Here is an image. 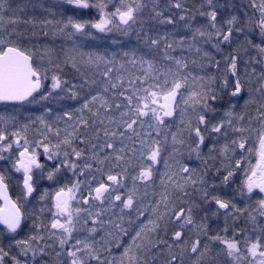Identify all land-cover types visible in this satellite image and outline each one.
Instances as JSON below:
<instances>
[{"label":"snow or ice","instance_id":"6c2138e0","mask_svg":"<svg viewBox=\"0 0 264 264\" xmlns=\"http://www.w3.org/2000/svg\"><path fill=\"white\" fill-rule=\"evenodd\" d=\"M63 4L70 6L72 9H96L99 14L98 20H81L76 14L68 15L66 19L57 21L56 31L54 35H60L66 42H72V47L64 49L61 47V55L56 54L55 48H45L40 53L41 60L45 56L48 57L49 64L55 69H61L60 60H63L64 66H70L81 77V82H70L62 79L60 75L53 74L51 76L50 90L42 92L44 80L48 79V69L41 73L40 68L35 64L36 51L21 47L24 43V30L31 31L32 35H36V29L39 27L43 36L49 35L48 28L52 21L48 19L37 20L35 17L22 18L16 13L9 15L11 8V0H0V103H23L36 102V96L39 95L41 101H47L52 97V94L57 90L65 92L71 99H82L83 103L74 112L65 111L63 115L56 114L54 119L49 120L52 109L45 107L43 114L30 119L29 123L17 126L9 133L7 125L15 121V117L10 120H5L0 117V160L6 157L2 155L5 152L12 150L13 144L16 145L19 151L18 158L13 163V168L16 172L23 171V199L27 200L34 191V173L33 169L41 170L43 176L44 165L37 160V148L43 147V152L48 160L59 158L61 145L72 148V154L76 160H71L70 154L67 151L63 152L64 159L61 163L47 172L46 178L50 181L55 180L61 169H70L73 175H85L88 172L99 173L101 181L92 187L91 181L96 177L93 175L88 181V196H81L84 205H89L87 208H72L71 202L77 200L76 192L81 189L84 181L77 180L72 183L71 187H61L55 193L54 208L52 212L50 238L58 240L60 251L56 253L57 257L62 254L66 255V260L62 264H184L185 256H194L192 264H215L217 256L225 258V264H240L242 261H247V264H264V224L259 222L258 218H264V199H259L256 205L247 212L248 223L252 225L251 230L247 227L236 229V221L238 220L237 213L243 215L245 209H238L235 204L223 200L218 196H213L212 200L218 206V209L226 210V219L231 217L233 224L231 229L226 223V226L214 235H210L206 230V225H196L192 216L193 209L189 207L185 210L181 207L178 211L173 206L169 209V204H172L173 196L176 193L187 195L186 188L188 185L196 186L198 184H206L203 176L196 178V170L190 169L187 166H181L180 172L184 175L180 177L183 183L176 179L177 173L171 171L161 174L160 186L163 191L149 212L146 223H140L135 228L134 235H131L130 229L135 225L139 217L145 215L149 211L147 207L140 205V197L138 196V188L136 181L149 182L153 178V165L158 162L161 152L165 149L168 141V132L171 125L167 123L166 118H172L179 112V124L177 130L171 132V147L172 151L176 152V145H184L185 139L183 132L185 129L189 131L191 137L194 132L196 141L190 147V153L195 152L197 157H200L201 145L205 142V132L216 140L214 134H223L227 136L225 131V120L221 119L216 123H212L208 117V113L215 111L212 106L213 101L218 100V95L213 90L212 85L215 83V75L197 76L189 71L190 64L200 71H221V63L225 65V71L222 76L223 87L229 86L230 77L234 78L233 90L230 95L233 97L240 96L246 83L250 84L251 80L245 81L238 68L240 56L238 54H228L222 57L221 60H216L212 54L203 50L199 43H211L212 47L220 51V45L230 43L234 33L244 31L238 25V20L235 15L226 20L225 25H218L217 11L214 6V0H206V3L211 9L204 12L199 11L200 16L207 17V23L192 29L190 41H186L181 37L178 41L167 42L170 34H165L162 37L153 38L145 34L144 43L151 49L156 50L160 47L162 41L165 42L162 59L167 61V66H162L159 61L146 59L143 55H137L136 50L124 51L119 54L112 53L111 58L105 54L97 52L81 51V45L75 41V37L92 36L89 29H95L97 32L106 33L112 32L113 29L123 32L125 35L137 22L138 16L142 10L147 7L143 0H119L114 11H106L109 0H62ZM177 9L183 7L180 0L173 5ZM250 6L254 11H258L259 18L254 23V28L259 30L261 43H254L252 40L246 39V44L256 51V55L245 61V65L254 63L257 65L264 64V0H250ZM155 16L160 17L162 14L153 9ZM187 11V10H185ZM181 20H185L184 15L180 16ZM186 27H190L191 18H187ZM162 23L173 24L171 17L161 21ZM23 26V30L21 28ZM215 38V42H213ZM114 43H116L114 41ZM187 45V51L194 50L197 59L188 61L184 57L173 56L169 50H173L175 45L177 48H183ZM247 51V48H245ZM205 61L207 63H205ZM103 64L104 70L99 73L100 79H92L87 72L81 71L82 67L90 66L99 68ZM133 67L139 66L142 70V76H136L135 79L128 78V88L124 87L125 76L123 71L126 65ZM116 73L113 76V73ZM247 75L256 79L258 87L254 89L255 93H259L260 107L259 112L260 129H252L256 132L258 139V148L256 150L257 161L251 167L250 173H247V179L241 188V194L244 189L247 193H252L253 189H259L264 193V71L256 73L253 67ZM152 81V83H149ZM196 82L200 84V91L191 90L190 84ZM139 83L141 86L133 88L132 86ZM144 85H147L146 87ZM93 87L99 90L95 95L91 93ZM83 92V96L80 93ZM112 93L111 99L106 95ZM122 97L126 103H114L116 97ZM31 98V99H30ZM251 101H246L250 103ZM199 106V108H197ZM121 110L119 118L111 115L113 110ZM191 108L192 112L188 113ZM103 110V111H101ZM76 113L79 115L77 116ZM227 119V127L231 128L232 132L242 134L245 129L235 127L232 117V112H225ZM186 117H189L186 120ZM196 120V126L193 127L192 119ZM66 118V119H65ZM144 118H148L151 122L148 123ZM242 120L243 117H240ZM65 120L67 127L61 130L54 127L59 121ZM74 121V123H67ZM104 125L103 134L106 138L103 143H91L92 140L98 141L100 138L101 129L97 124ZM147 123V128L156 132V136H160L163 132L164 140L161 141L152 136L151 131L143 133L144 139L140 140V157L151 161L147 167L141 165V170L138 175L132 177L133 187L127 191V194L121 193L119 189L124 188L125 176L122 173L112 174L111 168L123 167L120 163L124 160V153L130 151L133 154L137 149L123 143L122 138L133 140L140 138L142 133L137 130V125L141 128ZM39 125L40 127H35ZM107 125H115V130H109ZM204 127L201 128L200 126ZM32 128L42 139L29 141L27 132ZM124 130L121 131L120 129ZM85 130H93L94 134L90 139L85 138ZM63 133V136H62ZM49 134L55 135L58 142L51 143ZM62 136V138H61ZM80 139L81 143H91V154L87 156L85 163L81 166L78 161L84 158L85 150L72 147L73 141ZM23 141V143H21ZM116 141H120L121 147L116 146ZM35 143L36 147H31ZM133 143L135 141L133 140ZM247 141L245 139H233L230 143L221 146L219 152L227 156L229 151L235 152L238 147L241 150L251 151L246 148ZM110 150V151H109ZM217 151L216 147L209 148L210 159H215L211 153ZM11 157H9L10 159ZM115 159L116 163H112ZM95 162V168L93 163ZM165 167L169 170L171 165L165 159ZM207 163V161H205ZM111 167L105 172V165ZM241 160L236 161L235 167H241ZM79 169V172H77ZM219 171V169H217ZM127 169H124V173ZM233 175L232 171L223 177V183L227 184L229 178ZM106 176V179L104 177ZM5 172H0V191L6 192L7 185L5 183ZM114 194V195H113ZM49 195L45 190L39 199L45 200ZM148 193L145 192V196ZM207 190L204 192V199L207 202ZM5 207L0 208V225L7 230L8 233H17V230L22 227V221L26 218L27 212L23 209V205H18L8 200L5 195ZM92 201H99L100 206L96 207ZM79 202V201H77ZM107 202L108 207L104 208V203ZM119 202V203H116ZM163 206V211H161ZM95 207V211L92 208ZM119 208V213L115 219L104 220L102 217L105 213ZM135 209L136 219L128 218L129 227H124L126 218V210ZM231 209V211H228ZM41 211H44L42 208ZM81 213H86L87 219H84L83 225L78 230L76 225L80 222ZM169 217L170 223L179 226V230L172 232L170 238L167 237L168 226L164 225V235L161 236V222L165 217ZM174 217V220L171 219ZM66 218V219H63ZM39 219V217H37ZM63 219V222H61ZM91 220L92 227H87ZM192 225L199 230V234L195 240L185 238L184 229ZM37 228V233L30 235L27 239L16 240L15 246L20 248V253L27 256L29 252L34 260L37 256L43 257L47 255L45 247H34L39 245L44 237L39 235L40 225H34ZM232 231V236L229 238L226 234ZM77 231H86L87 235L83 238L75 239L74 243L70 244L73 234ZM98 231L106 233L107 237H114L117 246L119 247L120 236L131 235V242L123 248V252L118 257H113L108 245L111 241L102 237L100 240L95 238ZM201 235L206 237V241L202 242ZM255 236V239H253ZM220 248L216 252V246ZM107 253V256H105ZM9 251L0 247V264H3V259L9 256ZM12 264H21V261L16 256H12Z\"/></svg>","mask_w":264,"mask_h":264},{"label":"flooded vegetation","instance_id":"af4514ba","mask_svg":"<svg viewBox=\"0 0 264 264\" xmlns=\"http://www.w3.org/2000/svg\"><path fill=\"white\" fill-rule=\"evenodd\" d=\"M256 43V42H254ZM152 60L153 58H148ZM159 62H163V59L161 58ZM168 64V62H166ZM37 65V63H35ZM38 66V65H37ZM165 66V64H163ZM39 67V66H38ZM40 68V67H39ZM215 70V69H214ZM261 71H264L263 69V64L258 65V69L256 71L257 74H259ZM123 74L125 76V81H124V87L128 88V78L135 79L136 76H142L143 73H139L138 69L135 68H125L123 71ZM241 74V73H240ZM195 75V74H194ZM211 75H215L216 80L215 83L212 85L213 90L216 92L218 95V100L211 102L213 108L215 111H212L208 113V117L212 123H216L220 121L221 119L225 120V131L227 132V136L223 134H214L217 136L216 140H213L207 132H205V142L204 144L201 145L200 149V157H197V154L195 152L190 153V147L195 143L196 138L194 135V132L192 133L191 137L189 136V131L187 129L184 130L183 132V138L185 139V144L184 145H176V148L178 147L180 152H173L172 147H171V132H175L177 130V125L179 124V112H177L174 117L172 118H166L167 123L171 125V128L169 129L168 132V141L167 144L165 145V149L161 152L160 157L158 158V162L153 165L154 173H153V178L152 181L144 182V181H139L137 180L136 186L138 188V196L140 197V205L143 207H147L149 211L145 212V215L142 217H139L135 225L131 226L130 232L131 235H134V229L138 227L140 223L145 221L146 216L149 214L151 207L153 203L159 199V194L163 191L162 187L160 186V178L161 174L164 172L171 171L173 173H181L180 172V165L183 166V163L189 164L188 167L192 166L194 167L193 169L196 170V178L198 179L199 176H203L204 179L206 180L207 176H213V181L217 184L218 189H217V196L220 197L223 200L229 201L232 204H235L238 209H245V213L243 215H240L237 213L238 220L236 221V226H239L241 229L244 228L243 226L252 228V225L248 223L247 220V212L251 210L252 207L256 205V202L259 199H264V193H261L259 189H253L252 193H247V190L244 189L243 194H241V188H243L244 183L247 179V173H250L251 167L256 164L257 161V154L256 150L258 148V139H257V134L256 132H253L252 129H260V123H259V112L257 111L260 107V98H259V93H255L254 89L258 87L256 83L255 78L249 77L247 74H241L242 78L245 81H248L249 79L251 80V83L248 84L246 83L243 89V93L240 96L233 97L230 95L231 91L233 90V84H234V78L230 77L229 80V86L228 87H223V81H222V76L223 74L216 73L214 72ZM62 79H66L70 82H76L80 83L81 78H76V74H69V73H61L60 74ZM96 78L97 75L95 74ZM75 77V78H74ZM92 79H96L95 77H92ZM98 79V78H97ZM100 79V78H99ZM149 83H152V81H149ZM48 83L45 82L44 80V86L46 87ZM141 85L137 83L136 85L132 86L133 88L140 87ZM145 87L147 85H144ZM191 90L193 91H200V84L193 82L190 84ZM43 88L41 89V91ZM99 89L96 87H93L91 89V93L93 95L96 94V92ZM43 92V91H42ZM59 97L55 96L53 102L52 99H49L47 101H41L39 98V95L35 94L36 100L40 102V109L38 110V106L36 109L33 111H36V113L43 114L44 108L48 107L51 108L53 111L51 115L49 116L50 121L51 119H54L56 114L59 113L60 115H63L65 111L68 112H74L75 110L80 107V105L83 103L82 99H71L68 97V95L59 90ZM83 92L80 93L81 96H83ZM110 99L112 96V93L106 94ZM31 99V98H30ZM246 101H251L250 103L246 104ZM29 102H25L22 105L28 104ZM114 103H126L122 97H116V100ZM53 105V106H52ZM10 107H15V106H21V105H6ZM199 108V106H197ZM121 110H115L113 108L111 115L119 118L120 111ZM31 112V114L28 115V120L29 117H32L35 113ZM103 111V110H101ZM188 113L192 112V109L189 108ZM231 111L232 112V117L230 119L233 120V124L235 127H241L245 129V131L242 134H237L232 132L231 128L227 127V119L225 117V112ZM78 116L79 114L76 113ZM240 117H243L241 120ZM189 117H186V120ZM66 119V118H65ZM148 123L151 121L148 120V118H144ZM192 119V124L193 127L196 126V120L194 117H191ZM30 121V120H29ZM28 121V123H29ZM67 123H74V121H68ZM109 130H115V125H107ZM54 127H58L61 130L67 127V124L65 120H63L61 123H57ZM97 127L101 129L100 131V138L98 141L92 140L91 143H103L105 141V137L103 134V128L104 125H100L99 123L97 124ZM138 131H141L142 135L140 138H133L135 143H133V140H128L127 138H122L123 143L128 145L129 149L132 147H135L137 149L136 153L133 154L130 151H126L124 155V160L121 161L120 163L123 165V167H115L111 168L112 174L116 173H122L125 176L124 179V184L125 187L119 189L121 193H124L125 195L127 194V191L133 187V180L132 177L134 175H138L139 171L141 170V165L147 167L149 164H151V161L147 159H142L140 157V140L144 139L143 133L146 131H151L152 136L156 137L157 139H160L161 141L164 140V133L162 132L160 136H156V132L152 131L151 129L147 128V123L141 128L139 125L136 126ZM201 128L204 126L201 125ZM31 129V128H30ZM121 131L124 129L121 128ZM94 134L93 130H85V138L90 139L91 136ZM51 137V143L55 144L58 142V138L55 135L49 134ZM63 136V133H62ZM61 136V138H62ZM233 139H245L247 141L246 148L251 149V151L247 150H241L238 147L235 149V152L229 151L227 156L222 155L219 152V148L223 146L226 143H230ZM91 143H81V140L78 138L73 141L72 147H75L77 149H84L85 150V155L84 159L80 160V163L83 165L86 158L87 154H91V152L88 149V146H91ZM116 146L119 148L121 147L120 141H116ZM215 146L217 151L214 153H211V156L215 157V166L212 169H208V161L210 159H207L206 157L209 158L210 153H207V149L210 146ZM41 148V147H39ZM61 151L62 153L64 151L69 152L70 154V159L75 161L76 157H72V148L67 147L65 148L64 145H61ZM18 156V154H17ZM17 158V157H16ZM168 160V164L171 165V169L169 170L168 168L165 167V164L162 163L163 159ZM41 158L38 159L40 162ZM241 160V167L237 168L235 167L236 161ZM14 159L11 158L9 161L3 166V164H0V172H5L6 176L9 177V179H6L5 183L7 185V191L14 203H17L18 205H23V209L27 212L30 211V214H27L26 218L22 221V227L17 230V233H8L4 227H0V247L4 248L6 251H9V256L5 257L3 259V264H12V256H16L17 259L21 261V264H31V255L30 252L28 253L27 256H23L20 253V248L15 246V241L16 240H22V239H27L30 235L36 234L37 233V228H34V225H40V231L39 235L44 237V240L41 241L39 247H45L47 244H51L53 239L50 238V231L51 228H48V223L52 221V212L55 211L54 208V197L56 191H58L61 187H71L72 183L76 182L77 180L84 181L81 185V189L78 190V197L81 203L77 202L76 207L79 208H87L89 205H84L83 200L80 199L81 196H88V181L90 178L95 175L96 179L91 181L92 187L94 188L97 186V184L101 181V177L99 173L93 172H88L85 175H78L77 178L72 179V175L68 172V169H61V172L57 174V177L55 180H48L46 178L47 172L51 171V168H44L43 170V176H41V170L34 171V188L35 191L34 193L27 198V200L22 199L23 198V173L20 171L17 174L13 172V163ZM207 161V163H205ZM177 162V163H176ZM93 163V168H95V162ZM113 164L116 163L115 159L112 162ZM181 163V164H180ZM185 165V166H186ZM111 166L106 164L105 165V172L107 173L108 169ZM127 169V172L124 173V169ZM219 169V171H217ZM228 171H232L233 175L229 178V182L227 184L223 183V177L228 174ZM184 175L183 173H181ZM106 179V176L104 177ZM207 180H210L207 179ZM206 185V184H205ZM47 190L49 195L46 197L45 200L41 201V205L44 209L43 213L39 212V220H37V213L39 207L31 206L30 201L34 197L35 194H37L39 197L41 194ZM203 185L198 184L196 186L188 185L186 188L187 195L179 193L174 194L172 200V204H169V209H172L173 206L176 207V210L178 211L181 207H183L185 210H187L189 207L193 209L192 211V216L193 218H200L205 216L204 214V209L205 205L201 206L203 199H204V194H203ZM145 192L148 194L150 193L152 195V200L148 201L145 199ZM114 195V194H113ZM156 197V200H155ZM199 199V201H197ZM119 203V202H116ZM92 204L96 207L100 206L99 201H92ZM0 207H1V202H0ZM104 208L108 207L107 202L104 203L103 205ZM217 210V207H216ZM92 211H95V207L92 208ZM161 211H163V206H161ZM228 211H231L229 209ZM119 213V208L113 209L112 211L105 213L102 219L104 220H110V219H115L116 214ZM126 218L124 221V227L128 228V218L136 219V212L135 209L132 210H126ZM197 213V214H196ZM196 214V215H194ZM84 219H87L85 216L80 220V224L78 223L77 229L79 230L81 226L83 225ZM171 219L174 220V217ZM259 222L261 224H264V218H258ZM170 218L165 217L164 220L161 222V233L163 232L164 225L166 223L170 225L169 232L167 233L166 238H170L171 234L175 230H179V226L170 223L169 222ZM217 220H218V229L220 231L227 225L231 229V226L233 224V220L231 217H228L226 219V210L224 209H218L217 210ZM93 225L91 224V220H89L87 227H92ZM46 227V229H45ZM249 228V229H250ZM191 229L195 230L194 226L188 225L184 229V234L185 238L189 240H194L197 238V231L192 232ZM80 232V231H77ZM82 233L79 235L73 234L72 242L74 243L75 239L77 238H83L84 236L87 235L86 231H81ZM218 232V231H217ZM131 235L127 236H120L119 239V247L117 246V242L114 237H107L106 233L103 231H98L97 234H95V238L97 240H100L102 237H104L106 240L111 241V243L108 245L110 247L112 256L113 257H118L122 252L123 248L127 246L131 242ZM229 238L232 236V231L230 230L226 234ZM253 239H255V236H253ZM201 240L202 242L205 240V237L201 235ZM56 248L54 249H46L47 255H44V264H62L66 258H63V255L60 257H57L56 253L60 251L59 246L57 247L56 243H52ZM105 256H107V253H105ZM185 257H190V256H185ZM191 261H193L194 256H191ZM34 261V260H33ZM41 263V262H39ZM162 263V261H161ZM35 264H37V261H35Z\"/></svg>","mask_w":264,"mask_h":264},{"label":"rangeland","instance_id":"374dc122","mask_svg":"<svg viewBox=\"0 0 264 264\" xmlns=\"http://www.w3.org/2000/svg\"><path fill=\"white\" fill-rule=\"evenodd\" d=\"M118 2L119 0H109L106 11H109V12L114 11ZM176 2L177 0H143V3H145L147 7H145L142 10L141 14L137 18L136 24L132 26V28L128 31L127 35H125L123 32L118 31L116 29H113L112 32H106V33H100V32H97L95 29H89V31L92 33V36H80L78 34L75 37V41L78 45L82 46L80 49L81 51L97 52L100 54H105L108 56V58H111L112 53H117L118 54L117 58L119 59V54H121L122 52L135 49L137 55H143L146 59L151 57L153 58L152 60L158 61V58L163 56V52L161 50L164 49L165 42L162 41L160 44V47L153 51L149 49L144 43L145 34L153 38H158V37L164 36L165 34H170L168 36L167 42L178 41L181 37L185 38L186 41H190L191 36H192V29L199 27L200 25L206 24L208 22L207 17L199 15V11L207 12L211 10L209 9L207 5L206 0H180V2L183 5L181 9H177L173 6ZM258 2L259 0H257V3ZM28 3L30 5H33V7H35L36 9V12L39 13L40 15L39 20L48 19L52 21V24L48 28L44 29V31H48L49 33L47 37L43 36L42 31L39 27L35 30L36 31L35 36L32 35L31 31L26 30L27 34H29L30 37H28L29 40H26L25 42L28 44V46H30L28 47L29 49H32L33 51L37 52V55L34 58L35 63H37V65L40 67L42 74L44 73L45 69H48V72H47L48 79L45 80V82H47L48 84L46 85V87L45 86L43 87L42 91L46 92L50 90L51 83H52L51 76L53 74L60 75L63 72L69 73V74L73 73L77 75L76 78L80 79L81 77L75 70H73L70 66H64L62 59L60 60L61 69H55L53 65L49 64L47 56H45L44 59L41 60L40 53L43 52L45 48H55L56 54L62 56L61 47H63L64 49L71 48L72 42H66L62 36L53 34L56 31L57 21L63 22V20L66 19L68 15H73V14H76L77 18L81 20H98L99 14L97 10L96 9H88V10L72 9L70 6L63 4L62 0H29ZM24 5L26 6L27 3H24ZM214 6L217 11L218 25H225L226 20L229 19L231 16L235 15L238 20V25L242 27L244 31L241 33H234L230 43H223L220 45V51H217L216 49H214L211 43H204L203 41H200L199 46L203 50L210 52L212 56L214 57V59L216 60L222 61V57L230 53L238 54L240 56V62L238 64V68L241 74L250 73L253 67H255L257 71L258 69L257 64L250 63V64L245 65L244 62L256 55V51L246 44V39L252 40L253 42H256L257 44L261 43V36H260L259 30L254 28V23L259 18L258 11H254L251 8L250 0H214ZM153 9H155L156 12H159L162 15L160 17H156ZM8 11H9V15H11L12 14L11 11L10 10ZM17 15L21 16V13H18ZM181 15H184L186 19L181 20L180 19ZM168 17H171L173 19L174 21L173 24H167V23L161 22L162 20H165ZM189 17L191 18V25L190 27H186V24L188 23L187 18ZM21 28L23 30V26H21ZM24 37H25V33H24ZM114 41L116 43H114ZM213 42H215V38ZM245 48H247V51H245ZM169 52L173 56L184 57V59L188 61L189 64L191 60L197 59V56L195 55L194 50L192 52L187 51L186 44L184 45L183 48H177L174 45L173 50H169ZM166 62L167 61L163 60V62L162 63L160 62V64L162 66L163 64L167 66ZM205 63L207 62L205 61ZM126 67L135 68L130 64L126 65ZM136 68L138 69L139 73H143L142 70L139 68V66H136ZM103 70H104L103 64H101L99 68L90 67V66H85L81 68V71L87 72L90 77L92 76L96 78L95 76L96 74L98 79L100 78L99 73L102 72ZM189 71H191L193 74L197 76L211 75L214 72H216L214 69L212 71L202 72L198 68L192 66L191 64L189 66ZM224 71H225V65L222 62L221 71L216 72V73L224 74ZM115 75L116 73L114 72L113 76ZM58 91L59 89H57L52 94V97L50 98L52 99V102L55 96L59 97L60 94ZM36 108L38 110H41L40 102L38 100H36V102L28 103V104L21 105L18 107L0 105V117H3L5 120H10L11 117L16 118L15 121L7 125V130L9 133H11L15 129V127L22 126L23 124L28 123L30 119H34L36 116L41 115L40 113H35L32 117H29V120H28V115L31 114V112ZM62 121L63 120L59 121L58 123H61ZM35 127L38 128L40 126L36 125ZM27 138L29 139V141H35V140L42 139V137L39 136L35 131H33L32 128L29 129V131L27 132ZM50 140H51V137H50ZM21 143H23V141H21ZM31 147H36L35 143H32ZM64 147L67 148L66 146ZM211 147H213V145L210 146L209 148ZM209 148L206 151L207 153H209ZM88 149L90 152L92 151L91 146H88ZM20 150L22 149H18L16 145L13 144L12 150L2 154L6 158L3 160H0V164H3V166H5V164L9 161V157L15 160ZM36 150H37V160L41 158L40 163L44 165V168L53 169L56 164L61 163V161L64 159L61 149H60L61 154L59 158H56L54 160L47 159V157L45 156L43 152V147L37 148ZM176 152H180L178 147H177ZM87 156H89V154H87ZM72 157H75L74 154L72 155ZM206 158L210 159L208 157ZM80 160L78 161V163L82 166V164L80 163ZM164 161L165 159H163L162 161L163 164H165ZM208 163H209L208 165L209 170L214 168L215 166L214 159H210ZM185 165L186 163H183V166ZM188 165L189 164H187L186 166L188 167ZM181 166L182 165H180V167ZM188 168L193 169L194 167L190 166ZM37 170L39 169H33V172ZM13 172L16 174L18 173L15 170H13ZM68 172L73 176L72 179L75 180V178L78 177V175H73L72 170L68 169ZM77 172H79V169H77ZM177 174L178 175L176 176V179L179 182L183 183V181L180 180V177L183 175L181 173H177ZM209 178L210 180H207ZM213 179H214L213 176H207L206 185L202 184L203 189H204L203 191L205 192V190H207L208 197H209L207 199V202L205 201V199H203V202L201 204V206L205 205V216H203V218L202 217L193 218L196 225H200V224L206 225L207 231H208L209 226L216 229L217 224H218V220H216L215 218H211L210 219L211 221H209L208 219L215 212L217 214V210H218V206L212 200L213 196H217V189H218V186L213 181ZM76 195H77V200H74L71 202L73 209L79 208V205L78 207H76L77 201L81 203L78 197V190L76 192ZM179 195L181 196V193H179ZM148 200L149 201L152 200V195ZM155 200H156V197H155ZM197 201H199V199H197ZM30 205L39 207L38 212H36L37 217H39V212L43 213V211H41V209L43 208L41 205V200L39 199V196L37 194H35L34 197L31 199ZM216 207H217V210H216ZM27 213L30 214V211H27ZM80 215H81L80 220H82V218H84L85 216L87 217L86 213H81ZM148 216L149 214L146 216L145 221H143L142 223L147 222ZM63 219H66V218H63ZM63 219L61 222H63ZM37 221L40 222L39 219ZM48 225H49L48 228L50 229L51 221L48 223ZM243 227L245 228L246 226H243ZM247 228L249 229L250 226ZM249 230H251V228ZM54 231H57V230H54ZM191 231L192 232L197 231V233L199 232V230L196 228L195 230L191 229ZM217 231L220 232V229H218ZM81 233L82 232L80 231L74 234L79 235ZM209 234L211 235V233ZM205 241H206V237L203 242ZM71 242L72 240L70 241V244ZM52 243H56L57 247L59 246L58 240L53 239ZM52 243L50 244L51 247H47L46 249L50 250V249L56 248ZM33 246L39 247L36 244H34ZM219 248L220 246L217 245L216 250L213 252L214 256H216V252L219 250ZM30 255L32 256L31 252H30ZM62 255H63V258H66V255L64 254ZM183 259H184V264H192L191 260L188 261L186 258H183ZM35 261H37V264H44V261H45L44 256L43 257L37 256L34 259V261L31 257V264H35ZM215 264H225V258L223 256H217ZM228 264H231V262H228ZM240 264H247V261H242L240 262Z\"/></svg>","mask_w":264,"mask_h":264},{"label":"trees","instance_id":"16d2710c","mask_svg":"<svg viewBox=\"0 0 264 264\" xmlns=\"http://www.w3.org/2000/svg\"><path fill=\"white\" fill-rule=\"evenodd\" d=\"M28 1H29V0H11V8H10L9 10L11 11V13H16V14L21 13V16H20V17H22V18L35 17L37 20H39V19H40V17H39V16H40L39 13L36 12L35 7H33V5H30V4L28 3ZM24 3H27V5L25 6ZM24 33H25V39H24V43L21 45V47H24V48L29 49L28 47H30V46H28V44H27L25 41H26V40H29L28 37H30V35L27 34L26 30L24 31ZM161 58H162V57H160L159 60H160ZM17 107H18V106H17ZM33 112L36 113V111H33ZM150 197H151V194L149 193L147 196H145V199L148 200ZM208 198H209V197L207 196V199H208ZM148 201H149V200H148ZM204 214H205V209H204ZM209 216H210V215H209ZM211 218H215V219L217 220V214H216V212H215L214 214H212V215L210 216V218H208L209 221H211V220H210ZM36 225H37V224H36ZM166 225L168 226V232H169V231H170V230H169L170 225H168L167 223H166ZM235 227H236L237 229H240L239 226H236V225H235ZM34 228H35V227H34ZM45 229H46V227H45ZM217 230H218V224H217V228H216V229L213 228V227H211V226L208 227V232L211 233V235L216 234V233H217V232H216ZM160 234H161V236H163V235H164V232H162V233H160ZM184 258H186L188 261L191 260L190 257H184ZM161 264H162V263H161Z\"/></svg>","mask_w":264,"mask_h":264},{"label":"water","instance_id":"95a60500","mask_svg":"<svg viewBox=\"0 0 264 264\" xmlns=\"http://www.w3.org/2000/svg\"><path fill=\"white\" fill-rule=\"evenodd\" d=\"M263 69H264V64H263ZM34 95H35V93H34ZM23 103H25V102H23ZM17 104H22V103H8V104L0 103V105H17ZM17 158H18V156H17ZM21 172L23 173V171H21ZM5 195L7 196L8 200L12 201V199L10 198L7 190H6V192L0 191V202H1V207L0 208H4L5 207V199H4ZM0 227H3V226L0 225Z\"/></svg>","mask_w":264,"mask_h":264}]
</instances>
